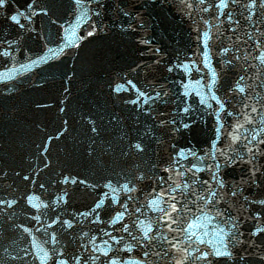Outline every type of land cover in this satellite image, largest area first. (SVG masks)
I'll list each match as a JSON object with an SVG mask.
<instances>
[{"label":"snow or ice","instance_id":"obj_1","mask_svg":"<svg viewBox=\"0 0 264 264\" xmlns=\"http://www.w3.org/2000/svg\"><path fill=\"white\" fill-rule=\"evenodd\" d=\"M76 4L79 5L81 0H75ZM185 0H181V3L184 4ZM200 5L205 3V0H199ZM236 5L237 0H216L215 5L212 3H208L206 7L200 9L202 13H208L210 10L215 7L219 10V17L225 16V10L228 9L229 4ZM10 4V0H0V9H4L8 12V5ZM40 0H33L32 3L27 5V11H19L15 14L9 13L7 18L10 19L11 22L18 25L21 30H27L29 25H32L35 17L39 15L50 16L53 14V8L50 4L45 3L44 6H39ZM187 9L191 10L193 8V4L191 0H188L186 5ZM257 7L264 8V0H250V2L244 6V10L248 13V17H254L256 15ZM121 14L125 17L130 16L131 14L127 11H123L122 8L119 9ZM96 16L100 15V12L97 10L95 12ZM227 21L229 23H239V21L234 20V16L232 12H227ZM21 19L26 20L27 24L21 23ZM205 24L208 23L207 20L204 21ZM264 24V20L260 22ZM252 24L255 25L256 21L253 20ZM142 27V24L140 25ZM123 28L124 25H121ZM92 31L88 32V36H93L96 31L102 30L99 26V22H92ZM32 32L37 33V35L41 36L44 40V43L47 48V53L51 54V58H48L47 54L45 55H36L35 59H31L32 53L28 52V58L32 64L39 63L41 66H47L52 69L53 74L59 72L63 77H66L69 81L72 78L74 73L69 74L64 72L62 69L58 68L57 65L61 61L66 51L71 47L75 46L79 48L81 46L82 41L84 40L83 36H75L76 43L73 45L72 41L66 39L68 35L73 34L74 29L71 24H68L64 27V31L61 33L59 38L57 39L52 34L45 35L43 31H37V29L33 26L30 29ZM127 30L135 31V27L130 23L127 25ZM207 33H203V36H207ZM250 40L252 39V34H249L248 37ZM198 39H202V37H198ZM143 45H150L152 43L149 39H140L138 41ZM17 44V40L12 39L7 41V47H5L2 51H0V55L4 57H9L12 55V48ZM256 46L258 48L264 49V44L261 43L260 40L256 41ZM205 47V60L204 67L209 68L210 62L207 55V43H204ZM155 54L158 57H163L166 54L162 52L160 48H148V52ZM239 50L237 49V52ZM229 49L227 47L221 48L220 53L227 54ZM143 55V53H141ZM241 57L239 55L236 56V59L239 60ZM247 59V57L245 58ZM255 60L260 61L262 65H264V50H261L259 55L254 57ZM160 61L157 60L156 63ZM233 63L232 60H228L227 64L231 66ZM22 67V65H21ZM140 65L137 66L139 68ZM195 69L197 72H201L202 69L196 65L195 60H185L183 62H174L169 64L168 71L173 72L174 70L183 71L185 74L189 75ZM136 70V69H133ZM251 71V69H249ZM245 77L240 76L239 80L236 82L234 88L229 89L231 92H235L238 90L239 93L244 94L246 92L245 87L242 85V81H244ZM204 80V76L201 75L200 79L195 81V84L199 86L201 82ZM219 77L214 68L210 71V78L206 85L207 93L206 95L210 96L211 100H214L219 105L218 108L214 110V118H215V126L213 129H210L211 135L209 136V151L200 155L197 150H193L191 147L185 149L180 148L178 151L174 153V157L171 163L164 169V171L172 173L175 171V174L179 177L183 178L182 183H176L174 186H171L169 182L173 180V176L169 175L167 180L163 176H160L157 179L156 187L160 188V191L157 192L156 188H153L151 193L152 199H150L147 203V208L157 214L155 219H140L141 216L144 215L142 209L145 207L144 205L138 206L134 208V214L137 217L136 221L132 223H123L122 231L127 237L130 238V242H125V235H117L113 234V231L110 230H101L102 234L106 239H100L97 243L98 237L96 235H92L91 237V248L92 255L84 256L75 255V256H67L65 250L63 248L57 252L56 248L46 249L43 246H37L33 244V247H37V252L35 254L36 259L39 260L40 264H47V261L51 258H55L57 256H63V259H57L56 264H133L131 260L124 259L119 252H132L134 248L142 249V257L135 260L134 264H152V259L155 258L159 260L160 258L167 259L172 255V250H177L178 252H182L183 255L175 260V264H218L220 259H226V261H230L231 264H245L246 260L252 255L250 252L245 251L242 255H237L233 249L236 248L237 245L243 247L245 243L248 244L249 248H258L260 246L256 244L255 240L246 241L244 239H238L237 237H242L243 233L239 232V221L236 217L231 214V206L227 207L223 211L219 210V206L221 204L226 203V199L223 195H221V190L227 192L231 187V198L235 199L238 195H242L243 188L238 187L236 182H232L231 185L226 182L223 176L220 175L221 170L223 168L229 166H236L238 164H248L250 165L248 176L246 179L242 180V184H254L259 187L261 183V176L264 175V165H260L259 160L264 157V127L253 128L249 130L244 127V124L236 123L232 125V131L227 132V136L231 138L232 144L225 149H220L217 147L218 143L221 141L222 135L225 134V121L221 117V112H227L229 116L233 115L232 112L228 111L226 108V102L221 101L219 96H217L216 91L214 90L217 86ZM128 84L132 85L133 82L131 80L128 81ZM176 84L178 88L182 89L175 93L176 99L174 103L177 105L176 108L173 109V113L177 118L171 120H163L159 121L161 126L170 124L173 125V131L178 132L181 128L189 129L192 126L191 116L194 112L199 113L200 107L193 106L191 102V98L189 97V85L184 80H177ZM37 87H44L45 83L42 81L41 83L36 85ZM135 87V85H133ZM116 92H120L122 90L121 86H117L114 89ZM65 93L69 90L66 88ZM137 95L134 99L127 101L135 105L139 108L142 113L147 117H152L155 111L154 107H152L157 102L167 103V100L162 98L163 96H169L168 92H164L163 89L161 91H155L151 94L146 91H141L139 88L136 89ZM197 96H200V93H196ZM143 101V103H141ZM64 103V101H61ZM183 104V107L179 105ZM199 105H205L204 111L207 113L209 109H212V105L208 103L207 99L201 98L199 100ZM39 107V105H38ZM243 108L245 109L246 123H252V116L247 114V110L250 108L251 112L255 113L257 111L256 107H252L250 104H243ZM65 109L63 107L60 108V112H64ZM211 114V113H209ZM163 115V113H161ZM188 117V122H184L183 117ZM87 123L91 125V132L94 135H99L101 128L100 125L97 124L96 120L92 119L91 116L85 118ZM201 119L203 116L201 115ZM111 120L119 123V117L116 115L111 116ZM67 121H65V125ZM179 124V127L176 125ZM261 124H264V119L261 120ZM243 129V132L240 131ZM66 128L61 129L56 133V136H48V142L50 143L54 138L58 139L64 135ZM151 133L153 138L155 136V125L147 128L144 132H137L133 143L132 140L125 147H121V154L128 155L134 149L137 153H143L147 149V144L145 141L148 139V134ZM127 137V133L123 134ZM235 145V147H232ZM43 147V155H48V146L44 145ZM111 147V146H110ZM175 147V146H173ZM89 152L91 154L95 153L94 143L89 145ZM189 157L193 158L195 162L191 163L190 167L185 168L183 164L180 163L181 160L188 161ZM211 159V163H207V159ZM51 166V161L49 160L47 163H44V168L47 169ZM173 166H175L173 168ZM209 172L210 179L202 180L199 173ZM155 172V169H153ZM19 176V173H16ZM8 178V172L4 169H0V180H6ZM146 178V174L142 171L139 179L143 180ZM25 181L30 179V175H25L23 177ZM71 182L72 184L83 183L86 187L96 188V184H88L87 180H80L76 177H72L69 175L63 176L62 183L68 184ZM215 185V187H213ZM39 187L44 189L45 185L40 184ZM105 188L111 189L112 195L108 196L107 193L103 195V197L96 202L93 207L89 211L77 212L75 216H79L81 218L94 217L92 223L99 224L103 223L101 219V209L104 207L106 202L110 199L113 204L117 205L121 210L115 212V216L113 219L107 221L109 225L115 226L120 224L125 220L126 217H130L133 215L132 212L129 211L130 204L135 200V197L132 195H128L124 200L123 204L120 203V195L118 193L127 192L131 193L133 191H139L135 188V184L127 180L125 178V183L119 185L117 188L112 187V180H109L107 184L104 185ZM195 188V191L193 190ZM180 193V199L177 200L176 194ZM34 193H29L26 195V204L29 209H35L37 214L32 219L40 222L42 216H47L49 209V203L43 200H40V197L37 196V200L39 203H32V196ZM220 199H216L217 197ZM68 193L65 192L58 200L53 203L59 204L60 201H63L67 204ZM195 197V200L192 198ZM243 201L245 204H258L260 206H264V199L260 200H250L248 196H243ZM185 199H187V203H185ZM19 203L16 199H4L0 198V209H4L5 211L0 213L3 215H7L9 219L12 221L13 228L22 229V233H32V229L27 227L25 224L21 223L18 226L15 224L16 213L12 212V209ZM199 205L204 209H208L209 206H213L216 211V215L221 217L223 223L226 225H231V227L226 231L223 228L214 230V239L205 240L203 238L207 233L201 234L193 229L196 227V222H189L187 227L181 228L179 225L183 223L182 214L190 213L191 207L190 205ZM245 211H250V207L245 209ZM264 215V211H257L254 216L249 217L256 222H259L261 216ZM200 217H197L198 221ZM61 222L60 216H56L55 219H51L50 223L45 226L44 224L40 225V229H43L46 233L48 229L52 228L54 225H57ZM67 226L68 229H72L74 226V221L72 219H65L62 222ZM40 229H37L39 231ZM164 229H167L165 232ZM173 232L177 233V236L171 235ZM261 233H264V226L254 227L251 231V237H258ZM89 235L88 232H82L81 237L87 238ZM182 237V238H178ZM51 240L53 244H58L59 241L57 239V233L52 232ZM123 247H119V246ZM165 245L168 247L165 248ZM6 253H9V249L4 248ZM260 256L261 260H264V249H260L257 253ZM29 252H25L24 256L27 257ZM20 259L19 255L12 256L9 253V264L11 261ZM0 264H3L0 261ZM35 264V261H34Z\"/></svg>","mask_w":264,"mask_h":264}]
</instances>
